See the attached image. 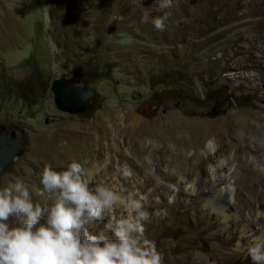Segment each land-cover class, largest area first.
<instances>
[{
	"label": "rangeland",
	"instance_id": "374dc122",
	"mask_svg": "<svg viewBox=\"0 0 264 264\" xmlns=\"http://www.w3.org/2000/svg\"><path fill=\"white\" fill-rule=\"evenodd\" d=\"M212 4L213 0H174L172 8L161 11L157 0H0V124L15 131L23 144L22 153L0 176V187L16 178L24 180L30 189L40 187L44 154L62 142L58 133L64 129H69L74 139L95 148L99 145L95 162L106 161L112 153L106 145L114 147V141L128 139L134 125L114 137V131L108 130L110 133L100 139L95 115L107 108L119 109V114L130 109L138 116L136 124L172 113L202 119L204 130L200 133L205 131V135L195 152L185 131H170L154 138L142 136L146 151L140 159L151 156L156 165H168L164 155L173 154L174 163L186 168L205 157L204 150L211 141L229 167L228 174L236 180L240 201L249 204L256 198L264 208V176L259 174L264 168L257 166L264 158V23H259L260 31L243 24L240 33L235 34L234 29L223 34H235L237 44H217L223 35L216 31L229 19L210 8ZM192 9L206 13L194 18ZM165 13V29L158 31L151 20ZM145 14L149 16L147 23L142 22ZM61 75H77L79 81L94 88L95 95L85 111L72 114L56 108L50 85ZM130 146L119 149L125 154ZM88 159L90 154L83 157V168ZM205 168L203 162L198 170L203 173ZM144 176V172L137 175L139 179ZM240 176L248 182L256 178L255 193L243 190L237 181ZM118 177L124 180L122 174ZM105 179L104 175L102 181ZM130 179L125 185L134 183ZM162 182L165 185L159 187L160 193L175 209L185 207L188 218H199V228H222L219 217L206 210L202 197L193 202L174 199L168 191L172 183ZM150 186L147 182L145 190ZM154 198L151 196L150 201ZM33 200L39 198L33 196ZM244 211L250 210L247 207ZM157 215L152 212L153 217ZM251 215L264 224L256 212ZM179 220L177 217L167 227L175 239L186 227L179 226ZM96 223L103 229L107 221L93 222L88 228L91 234L102 230L94 228ZM153 226L143 225L144 237ZM106 235L114 239L113 233ZM197 242L205 252L214 241L199 237ZM227 264L252 261L246 253Z\"/></svg>",
	"mask_w": 264,
	"mask_h": 264
},
{
	"label": "bare ground",
	"instance_id": "6f19581e",
	"mask_svg": "<svg viewBox=\"0 0 264 264\" xmlns=\"http://www.w3.org/2000/svg\"><path fill=\"white\" fill-rule=\"evenodd\" d=\"M210 8L218 10L221 17L224 15L227 20L229 19L228 24L220 26L218 31H216V34L220 35V37L234 29H237L233 31L235 34L240 33L241 29L239 30V27L243 24H248L251 30L260 31L262 29L259 23H264V0H213ZM205 13L206 11L201 9H192L191 11L194 18H200ZM257 15L259 17H255ZM235 34L231 35L232 37L223 35L217 44H237ZM204 41L202 39V44ZM119 112V109L107 108L100 110L95 115L97 121V124H95L96 135L100 139L105 137L108 130L110 132L114 131V137L116 132H122L134 125L133 132L128 139H122V142L114 141V147L108 146L109 143L106 145V149L115 153L114 155L112 153L109 154L106 161L99 160L95 162L97 154L100 153L99 145L95 148L85 143L86 141L81 142L78 139H74L70 137L69 129H64V131L58 133L62 142L57 143L53 149H48L45 152V164L50 165L55 170H61L66 168L72 160L83 164V157L90 154L92 160L88 159L89 163L83 166L85 173L92 180V184L107 185L122 197V203L116 209L117 217L127 216L129 198L138 202L140 210L148 216V219L142 221L143 225L154 224V228H151L152 231H149L150 233L146 234L145 238L155 242L157 251L163 257L164 264H193L194 262L197 264H227L239 255L246 254V247L254 237H264V224L251 215V212H256L264 220L263 206L260 205L256 198H253V202L249 204L240 201L241 191L234 186L236 180L231 174H228L229 167L223 164V159L219 158L218 151H214V144L211 141L206 145L207 151L204 150L205 157L195 161V164H187L186 168L180 163H174L175 157L173 154L164 155L170 161L168 165H156L151 156L140 159L146 151V147L140 140L142 136L154 138L170 131H185L192 142V149L195 152L205 135V131L200 133V131L204 130V121L202 119L172 113L141 120L136 124L134 121L138 116L134 111L129 109L120 114ZM253 112H250L249 115L253 116V114H256V112ZM87 134L91 135V132ZM126 144H131V146L127 148V152L124 154L119 148ZM203 162H206V168L201 173L198 169H200V165ZM257 166L264 168V158L263 163L258 162ZM141 172H144L145 176L139 179L137 175ZM119 173L124 176V180L120 181ZM259 174L264 176V173L259 172ZM104 175L106 179L102 181ZM135 177L136 179H134ZM130 178L133 179L134 183L125 185ZM163 180L172 183L168 187V191L169 195H172L174 199L181 198L193 202L194 199L202 197L205 200L206 210L213 211L219 217L222 222V228L211 231L207 227L204 228L205 226L199 228V218L197 219L194 216L193 218H188L185 215V207L181 210L175 209L172 203L168 202L165 194L159 191V187L165 185L162 182ZM237 181L242 183L243 190L246 193H255L256 178L248 182L243 176H240ZM147 182L151 186L148 190H145ZM151 196H155L153 201H150ZM247 207L250 210L249 213L244 211ZM152 212H157L158 215L153 217ZM177 217H180L179 226L185 224L186 227L184 233L175 239L168 234V228L176 222L175 219ZM104 220L108 222L106 217ZM100 223L94 225L96 230L102 229ZM199 237L214 241L210 242L205 252L201 250V245L197 242ZM231 245L234 248L231 249ZM228 246L231 250H227ZM164 248H167L168 251L166 252ZM173 253L178 254L171 256Z\"/></svg>",
	"mask_w": 264,
	"mask_h": 264
},
{
	"label": "clouds",
	"instance_id": "9594fccd",
	"mask_svg": "<svg viewBox=\"0 0 264 264\" xmlns=\"http://www.w3.org/2000/svg\"><path fill=\"white\" fill-rule=\"evenodd\" d=\"M157 4L162 11L174 0ZM166 19L167 13L151 23L163 31ZM148 21L145 14L142 22ZM38 179L40 187L31 189L19 178L0 187V264H164L155 242L144 237L147 217L138 202L129 198L127 216L117 217L122 197L93 185L81 163L72 160L61 170L45 164ZM105 217L103 229L91 234L89 226ZM246 252L252 264H264V237H254Z\"/></svg>",
	"mask_w": 264,
	"mask_h": 264
},
{
	"label": "water",
	"instance_id": "95a60500",
	"mask_svg": "<svg viewBox=\"0 0 264 264\" xmlns=\"http://www.w3.org/2000/svg\"><path fill=\"white\" fill-rule=\"evenodd\" d=\"M50 90L56 108L72 114L85 111L86 105L95 95L94 88L87 82L79 81L77 75L55 77ZM22 151L23 144L15 131L7 130L0 124V176Z\"/></svg>",
	"mask_w": 264,
	"mask_h": 264
}]
</instances>
